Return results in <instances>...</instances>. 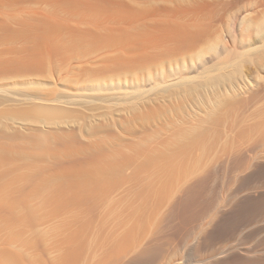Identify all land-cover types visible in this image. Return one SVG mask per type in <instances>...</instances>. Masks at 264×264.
I'll list each match as a JSON object with an SVG mask.
<instances>
[{"label":"rangeland","instance_id":"obj_1","mask_svg":"<svg viewBox=\"0 0 264 264\" xmlns=\"http://www.w3.org/2000/svg\"><path fill=\"white\" fill-rule=\"evenodd\" d=\"M217 95L232 96L231 112L203 125L233 128L235 139L196 176L214 165L202 190L216 186L227 207L264 191V167H256L264 161V0H0L1 264L71 263L69 241L83 242L75 264H117L112 236L122 234L124 215L108 203L122 206L140 180L124 169L111 195L95 201L86 174L92 144L127 124L142 137L148 123L136 112L146 109L170 115L159 113L149 132L165 117L175 127L184 113L182 126L202 125ZM210 214L179 236L160 230L146 264H211L232 248L236 264H264V208L234 234L203 242Z\"/></svg>","mask_w":264,"mask_h":264},{"label":"bare ground","instance_id":"obj_2","mask_svg":"<svg viewBox=\"0 0 264 264\" xmlns=\"http://www.w3.org/2000/svg\"><path fill=\"white\" fill-rule=\"evenodd\" d=\"M48 23L50 22L48 21ZM162 29L163 28H161V30ZM231 94L232 93L229 95ZM220 97L215 98L214 104L212 103L209 111L205 115L206 117L204 116V121L201 122L202 125H199L197 122L196 125L192 124L191 126V124H186L185 126V124H183L182 126V124L178 122L182 117V111L180 108L179 111L181 112L179 115L181 117H178V120L176 118V120L177 125L181 124V127L177 125L174 127V124L176 123L173 124L171 119L169 120L170 122H168L165 117L166 122L165 120L164 122L167 126H165L166 124L164 123V126L163 124V127L161 126L162 128H158L159 132L156 130L149 132L151 123H156V119L164 112L161 110L162 112L160 113L159 111L160 115L159 113H149L146 109L147 112L142 110L143 112L139 111V113L133 108L135 111H130H132L134 115L138 113V115H136L138 116L136 117L138 119L136 120H139L142 124L148 123L144 127L142 126L143 132L142 130L141 132L144 133L143 135L141 134L142 137L139 138L138 136V138H136V132L134 130L135 133L132 132V130L128 128L131 125L128 126L127 124L126 127H124L123 132L119 131L120 129L118 130L122 135L121 133H119V135L117 131H115L118 135L112 133V137L107 143H102L96 140L94 144H92L97 155L93 157V167L88 171L91 173L88 174L87 171L80 170L79 176L81 179L80 187L82 188L84 184L83 179L86 178L85 173L87 172V177L90 175L91 178H88L91 179L92 182L89 194L95 201L97 199L102 200L104 197V199H106L111 195L115 185L121 180L120 174L124 169L131 168L129 176H134L131 181L135 182L138 178L140 180L138 190H136L134 195L126 197V201H124L122 206L113 201L108 203V207L115 210V217L124 215L122 220H120L123 222L119 221L117 223V225L119 224L118 228L116 229H122V234L119 236H112L117 243L111 251V256L113 255L112 261H116L117 264H146L149 261L152 252H154V245H156L154 242L157 238L155 236L163 228L169 231L172 235L179 236L183 232L188 231V226L195 224V227L197 223L199 224V222L203 220L202 218L207 217V215L211 213L212 216L206 223L208 225H206L208 227L206 233L201 232V234H203L201 236H203L202 240L204 239V242L207 239L211 240L218 236L221 237L226 234H234V232L237 231L238 226H240L245 220L246 216L250 218V216L257 215L263 210L264 191H259V193L257 192L256 194H247L244 197L242 196L241 198H238V200L236 198L227 203L228 206L225 207L226 205H220L217 200L216 186L214 188V186L210 184L208 190H202V186L204 187L207 182L206 180H208V182L211 180L209 178H211L210 174L215 168L214 165L212 167L208 165V172H205L206 174L204 173L205 176L204 174L196 176L202 165L211 162V156L215 148L219 146L220 149L228 146L231 147V144L233 143L232 139H235V137H233L235 135L232 133L234 130L233 128L230 130V128H225L228 126H225L222 129H217L219 127L216 128L213 126L214 124L212 125L211 123L204 126L206 125V121L222 119L225 117V112L227 113V110L230 111L229 106L233 103L232 96L229 97L228 95H225L221 98ZM138 110L139 109H137V111ZM179 111L177 112L179 113ZM184 115V117L187 118L185 113ZM168 116L170 115L168 114ZM173 116L171 115V117ZM134 117L135 116H133V118ZM162 117L163 116H161V118ZM225 119L226 117L224 120ZM130 120L132 119L130 118ZM165 136L167 137L162 139ZM256 167H264V161L258 162ZM207 176H209V178ZM208 185L206 184V188ZM177 189L178 191L176 192ZM85 198L87 199L85 193L79 194L76 199L77 204L85 203ZM248 201H251V208L248 209L249 212H247V215L245 214V216L244 213L238 212V208L241 204L247 203ZM163 232L164 231H162V233ZM73 243L70 241L68 243L66 242V244H68L67 247L70 249V253L68 252V260H70L72 264H75L81 259L83 242L74 241ZM232 249H225L219 252L215 250V255L221 256L210 261L211 264H236V261L239 259L238 256L241 254L237 252V249ZM123 255L133 256L127 260H122ZM66 259L65 261H67Z\"/></svg>","mask_w":264,"mask_h":264}]
</instances>
